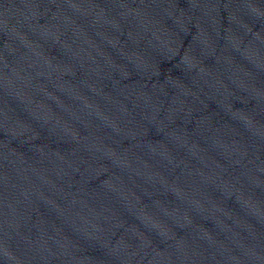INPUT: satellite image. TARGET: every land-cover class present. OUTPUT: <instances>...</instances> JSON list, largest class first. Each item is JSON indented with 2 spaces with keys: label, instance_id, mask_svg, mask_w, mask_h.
<instances>
[{
  "label": "water",
  "instance_id": "obj_1",
  "mask_svg": "<svg viewBox=\"0 0 264 264\" xmlns=\"http://www.w3.org/2000/svg\"><path fill=\"white\" fill-rule=\"evenodd\" d=\"M0 264H264V0H0Z\"/></svg>",
  "mask_w": 264,
  "mask_h": 264
}]
</instances>
